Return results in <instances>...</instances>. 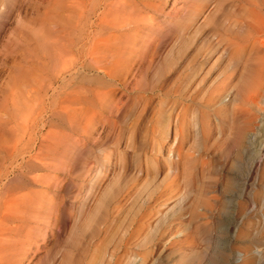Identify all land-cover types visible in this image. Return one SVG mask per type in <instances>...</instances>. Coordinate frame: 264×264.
Segmentation results:
<instances>
[{
    "label": "rangeland",
    "instance_id": "374dc122",
    "mask_svg": "<svg viewBox=\"0 0 264 264\" xmlns=\"http://www.w3.org/2000/svg\"><path fill=\"white\" fill-rule=\"evenodd\" d=\"M74 1L0 0V172L6 165L3 146L13 125L9 120L17 121L19 97L35 95L47 108L53 107L54 87L61 84L60 80L54 84L60 64L57 56L68 51ZM257 17H264V0H163L159 4L154 23L161 30L162 44L154 61L125 87L115 89L95 124L84 130L86 134L77 128L91 148L86 160L99 161L103 172L95 195L87 197L85 189L77 198L62 200L60 193L55 195L57 190L75 192L80 183L72 175L58 179L57 186L43 194L51 197L55 211L25 220L14 237L17 247L21 242L22 250L30 248L20 264H208L202 259L218 247L222 264H240L244 256L257 258V253L262 258L253 264H264V164L256 157L263 159L264 154L249 144L240 168L235 160H228L223 147L213 145L215 167L210 172H188L185 183L170 187L164 139L166 60L172 56L179 61L178 51L183 49L209 51L195 74L194 91L199 94L251 63L244 62L246 55L238 53L233 42L252 30L251 21ZM79 82L83 87L91 84L86 79ZM46 114V121L54 122L53 112ZM258 129L250 135L251 142L263 139L264 125ZM245 174L248 180L239 195L237 181L240 184ZM227 180L236 184L226 193L222 186ZM1 182L5 179L0 177V186ZM104 191L108 202L100 199ZM200 192L206 201L198 200ZM3 193L0 187V202ZM112 193L117 194L113 199ZM215 199L217 205L209 207ZM113 202L118 204L115 214L109 210ZM35 224L37 236L30 229ZM30 235L34 237L27 241Z\"/></svg>",
    "mask_w": 264,
    "mask_h": 264
},
{
    "label": "bare ground",
    "instance_id": "6f19581e",
    "mask_svg": "<svg viewBox=\"0 0 264 264\" xmlns=\"http://www.w3.org/2000/svg\"><path fill=\"white\" fill-rule=\"evenodd\" d=\"M162 1L73 2L68 51L57 56L60 64L58 75H54V84L59 80L61 84L54 87L53 107L47 108L49 106L38 96L21 95L15 117L17 121L9 118L13 125L9 127V136L3 146L6 165L0 172V177L5 179L0 186L4 190L0 202V264H20L30 251V248L22 250L24 243L19 240L17 247V237L15 241L14 237L25 220L36 218L40 212L55 211L56 205L51 197L43 194L50 187L57 186L58 179L72 175L80 183L75 192L70 188L69 191L57 190L55 195L60 193L62 200L77 198L85 189L87 197L95 195L103 172L99 161L86 160L91 148L86 145L87 137L76 133L77 128L80 127L83 129L81 133L86 134V129L101 114V109L105 105L107 107V101L111 100L115 89L125 87L150 67L156 49L162 44V41H158L161 30L158 23H154V13ZM251 22L252 30L233 42L235 50L246 55L244 62L251 63L243 64L239 72H230L216 85L199 94L194 91L195 74L197 66L205 61L209 51L200 53L198 50L191 52L183 49L178 51L179 61L172 56L166 58V76L163 79L166 89L163 94L168 113L165 116L164 139L168 143L170 187L186 181L188 172L189 175L210 172L215 167L210 154L213 145L223 147L228 160H235L240 168L249 144L256 146L260 155L264 154V137L257 143L250 140V135L259 132V126L264 125V17L254 18ZM87 71L91 74L88 75ZM82 79L91 84L83 87L79 82ZM49 111L54 114V122L50 118L46 121ZM15 130L17 133L14 136ZM256 157L257 162L263 165L264 158ZM253 159L254 156L249 165L251 167ZM247 180L248 174H245L240 184L237 181L239 195ZM235 184L236 181L227 180L222 190L227 193ZM103 195L105 191L100 198L102 202ZM197 198L206 201L202 192L197 193ZM211 202V208L218 203L216 199ZM117 206L116 202L109 204L112 214L116 213ZM9 220L11 224L7 225ZM30 229L32 235L39 234L37 224ZM32 235L28 236L27 241L33 239ZM222 254L221 247L217 250L212 248L202 260L208 264H222ZM261 258L260 253H257V258L248 254L240 264H253Z\"/></svg>",
    "mask_w": 264,
    "mask_h": 264
}]
</instances>
